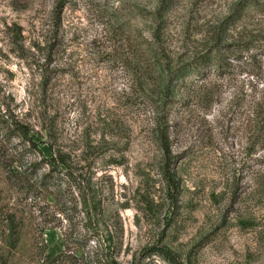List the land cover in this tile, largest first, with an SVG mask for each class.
<instances>
[{
  "label": "rangeland",
  "instance_id": "374dc122",
  "mask_svg": "<svg viewBox=\"0 0 264 264\" xmlns=\"http://www.w3.org/2000/svg\"><path fill=\"white\" fill-rule=\"evenodd\" d=\"M0 103V264H264V0H0Z\"/></svg>",
  "mask_w": 264,
  "mask_h": 264
},
{
  "label": "trees",
  "instance_id": "16d2710c",
  "mask_svg": "<svg viewBox=\"0 0 264 264\" xmlns=\"http://www.w3.org/2000/svg\"><path fill=\"white\" fill-rule=\"evenodd\" d=\"M214 58L208 56V55H201L196 60H194V63L192 64L195 68L196 67H203L205 65L209 64V67L212 68L216 64H218ZM12 129L14 131H20L22 130V126L18 124L15 120L12 119L11 114L8 113V110L2 108V104L0 103V133L4 129L10 130ZM3 133V132H2ZM168 178V177H167ZM169 180V178H168ZM18 232L15 236V241H19L20 239V233L19 230H16ZM159 253H161L170 263L176 264L175 258L172 256L170 251H168L166 248H159Z\"/></svg>",
  "mask_w": 264,
  "mask_h": 264
}]
</instances>
